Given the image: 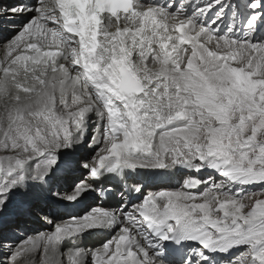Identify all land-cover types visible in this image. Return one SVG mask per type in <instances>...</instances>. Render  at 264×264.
Listing matches in <instances>:
<instances>
[{
  "label": "snow or ice",
  "instance_id": "snow-or-ice-1",
  "mask_svg": "<svg viewBox=\"0 0 264 264\" xmlns=\"http://www.w3.org/2000/svg\"><path fill=\"white\" fill-rule=\"evenodd\" d=\"M0 264H264V0L0 7Z\"/></svg>",
  "mask_w": 264,
  "mask_h": 264
},
{
  "label": "bare ground",
  "instance_id": "bare-ground-1",
  "mask_svg": "<svg viewBox=\"0 0 264 264\" xmlns=\"http://www.w3.org/2000/svg\"><path fill=\"white\" fill-rule=\"evenodd\" d=\"M16 2V0H0V6L4 4L5 5H12ZM2 7V6H1ZM101 203H107V201H101L97 200L95 196L88 197L87 201H85L84 204L79 205L77 208L72 209V211H80L82 208L86 207L88 204H101ZM63 211V209H61ZM29 227L32 228H39L41 227L39 224H30ZM106 237L103 233H94L93 235L86 238L84 242H90L94 244L93 247H98L100 242L104 240ZM90 247V246H88Z\"/></svg>",
  "mask_w": 264,
  "mask_h": 264
},
{
  "label": "rangeland",
  "instance_id": "rangeland-1",
  "mask_svg": "<svg viewBox=\"0 0 264 264\" xmlns=\"http://www.w3.org/2000/svg\"><path fill=\"white\" fill-rule=\"evenodd\" d=\"M1 6H2V7H8L9 5H5V6H4V4H3V5H1ZM1 6H0V7H1ZM84 243H85L87 246H90L89 248H91V247L94 246V244H92V243H90V242H87V241L84 242ZM98 246H99V245H98Z\"/></svg>",
  "mask_w": 264,
  "mask_h": 264
}]
</instances>
